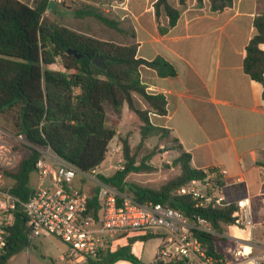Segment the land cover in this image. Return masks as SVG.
<instances>
[{
  "label": "trees",
  "instance_id": "1",
  "mask_svg": "<svg viewBox=\"0 0 264 264\" xmlns=\"http://www.w3.org/2000/svg\"><path fill=\"white\" fill-rule=\"evenodd\" d=\"M203 1L197 0L199 4ZM208 1L215 12L233 3V0ZM50 6L49 0H40L34 6L19 0H0V115L8 112L15 114L13 124L16 134L23 135L28 143L37 148L50 147L67 163L81 172L90 173L106 159L109 145L116 137V130L108 124L107 108L111 109L115 118H120L124 105H127L142 122V141L158 136L168 138L173 144V150L179 152L174 165L180 167L181 173L158 190L126 182L130 173L139 172L143 167L135 165L129 145L124 141L123 170L109 177L98 174L99 181L116 187L121 194L138 203H161L181 211L191 220L204 218L218 234L223 233V227L236 225L234 214L237 201L245 196L242 185L227 186L225 194L228 202L216 209L196 208L190 198L173 195L182 185L202 178L204 172L192 168L190 155L169 129L150 121V113L167 114L166 100L162 95L147 92L141 81L140 68H152L162 77L174 76V68L160 58L153 61L138 58L137 42L122 45L99 40L59 25L44 17ZM153 8L158 23L161 15L169 20L167 27L159 25L161 34L178 22L180 10L174 8L169 0H156ZM76 15L79 18L94 17L108 28L124 32L118 21L91 7L78 9ZM254 27L255 35L246 47L243 68L264 88V50L261 49L264 44V13L255 17ZM68 50L75 51L82 58L68 54ZM96 56L104 59V70L93 64ZM136 95L147 104V110L137 107ZM28 150L29 155L21 159L16 170L6 172L13 181L9 191L24 201L32 190L31 177L39 157L36 150ZM97 194L98 187L89 198L88 208L98 217L101 203ZM28 232L26 216L22 212L17 213L0 264H8L12 257L29 247L31 241ZM194 235L207 249L209 256L220 259L215 248L219 236L199 231H194ZM151 238L155 237L134 236L128 242ZM118 260L144 264L132 253L130 244L108 251L88 264H112ZM152 264H185V261L165 263L157 260Z\"/></svg>",
  "mask_w": 264,
  "mask_h": 264
},
{
  "label": "crops",
  "instance_id": "2",
  "mask_svg": "<svg viewBox=\"0 0 264 264\" xmlns=\"http://www.w3.org/2000/svg\"><path fill=\"white\" fill-rule=\"evenodd\" d=\"M19 1L33 6L40 0ZM155 1L150 6L147 0L123 4L121 13V19L134 21L137 57L163 59L175 70L174 76L162 77L152 68H140L147 92L166 100L167 114L150 113L152 123L172 132L190 155L192 168L220 169L225 185H242L244 195L251 199L256 225L264 226V88L243 68L246 47L255 35L254 19L264 13V0H233L231 6L216 12L208 0L201 4L169 0L180 10V17L162 34L159 25L167 27L169 20L161 15L157 22ZM32 176L33 182L35 173ZM252 234L235 225L223 227L215 243L221 264H259L264 239L255 240L261 249L257 251L251 244ZM128 241L121 246L130 244L142 263L157 261L161 240L153 249L154 258L147 260L144 252L150 239ZM244 246L252 251L251 256H237ZM112 264L133 263L118 260Z\"/></svg>",
  "mask_w": 264,
  "mask_h": 264
},
{
  "label": "built area",
  "instance_id": "3",
  "mask_svg": "<svg viewBox=\"0 0 264 264\" xmlns=\"http://www.w3.org/2000/svg\"><path fill=\"white\" fill-rule=\"evenodd\" d=\"M65 0H49L50 5H60ZM15 140L20 146L32 148L39 154L35 164V181L29 198L24 201L14 196L5 186L11 179L6 172L15 171L20 158ZM116 146L108 154L121 153ZM107 154V155H108ZM107 157V156H106ZM121 156L115 166L105 168L115 172L124 168ZM101 163L96 169L102 167ZM96 169L90 173L81 172L67 163L50 147L37 148L28 143L21 134L0 132V257L8 247L17 213L26 216L28 238L53 236L67 245L64 253L66 264H88L98 260L108 251L121 247L122 241L137 236H153L161 240L157 260L165 263L185 261V264H221L219 259L208 255L207 249L196 238L194 231L220 236L204 218L191 220L181 211L161 203L141 204L121 194L114 186L99 181ZM202 178H196L176 189V197H188L196 208L216 209L228 202L220 169L203 171ZM80 180H92L98 187L101 203L97 217L88 208L90 195L80 186ZM222 182L223 184H221ZM234 214L236 225L241 229L256 228L251 199L247 196L237 201ZM29 248H27L28 250ZM252 251L238 252L239 257H248ZM264 261V253L258 259ZM259 261V264H260Z\"/></svg>",
  "mask_w": 264,
  "mask_h": 264
},
{
  "label": "rangeland",
  "instance_id": "4",
  "mask_svg": "<svg viewBox=\"0 0 264 264\" xmlns=\"http://www.w3.org/2000/svg\"><path fill=\"white\" fill-rule=\"evenodd\" d=\"M135 2L139 3V0H65L62 4L55 5L57 9H48L44 17L87 36L127 45L136 42L135 26L134 21L130 18L121 19L123 18L121 13L125 11L123 10V4L129 5ZM152 2L153 0H147L149 6ZM84 7H91L110 19L118 21L124 32L112 30L91 16H84L82 18L77 17L76 11ZM135 99L136 105L140 110L148 109L147 104L139 96L136 95ZM107 113L108 124L116 130V137L111 141L108 152L110 153L111 149L116 146H120L122 151L113 156L112 154H108L103 166L96 169L95 176L97 174H102L109 177L116 173L113 169L106 171L105 168L107 169L110 166H115L117 160L121 156H123L125 160L123 154L124 141L129 145L131 156L135 159V165L143 167L139 172L130 173L126 178V182L158 190L171 178L181 173L180 167L174 165V160L179 156V152L173 150V144L168 138L157 136L149 137L145 141H142L140 129L142 122L134 112L129 110L127 105H124L120 118H115L110 108H107ZM14 115L13 112L0 115V132H6L13 136L16 135L17 132L13 124ZM149 118L150 121L154 119L151 114H149ZM11 141L16 145L15 147L18 151L20 161L29 155L30 151L28 148L24 146L19 147L17 141L12 139ZM31 179H34V177L32 176ZM12 183V179L5 180V186L10 187ZM79 183L81 187L84 188L85 186V190L90 196H92L97 189L96 182L92 180H80ZM32 184H34V181ZM243 230H245L246 233L253 232L252 236L254 240L251 244H254L255 250H261L259 249L260 247H258L260 246L259 242H255V240L264 239V226L256 225L254 230ZM159 242V238L150 239L146 251L144 252V259L154 258L152 255L153 249ZM220 243L221 242L218 244ZM28 248V250L25 249L18 255L12 257L8 264H66L63 252L67 249V245L53 236L34 238L31 240ZM262 263H264V261H260V264Z\"/></svg>",
  "mask_w": 264,
  "mask_h": 264
},
{
  "label": "water",
  "instance_id": "5",
  "mask_svg": "<svg viewBox=\"0 0 264 264\" xmlns=\"http://www.w3.org/2000/svg\"><path fill=\"white\" fill-rule=\"evenodd\" d=\"M67 53H68V54H73V55H75L76 58H82V55L77 54L75 51L68 50ZM92 62H93V64H94L96 67H98V68H100V69H103V70L105 69V64H104V59H103V58H100V57L96 56V57L93 59Z\"/></svg>",
  "mask_w": 264,
  "mask_h": 264
}]
</instances>
